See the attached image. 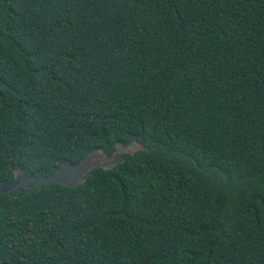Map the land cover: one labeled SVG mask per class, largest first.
<instances>
[{"label": "trees", "instance_id": "obj_1", "mask_svg": "<svg viewBox=\"0 0 264 264\" xmlns=\"http://www.w3.org/2000/svg\"><path fill=\"white\" fill-rule=\"evenodd\" d=\"M0 264H264V0H0Z\"/></svg>", "mask_w": 264, "mask_h": 264}, {"label": "water", "instance_id": "obj_2", "mask_svg": "<svg viewBox=\"0 0 264 264\" xmlns=\"http://www.w3.org/2000/svg\"><path fill=\"white\" fill-rule=\"evenodd\" d=\"M141 149L142 147L135 143H130L125 147L117 146L116 152L110 157H106L101 151H95L89 154L79 165L70 166L64 164L49 177H29L22 172H16L12 183L0 184V194L3 196H11L12 194L21 193L23 190H29L33 187L54 184L74 187L85 181V175L91 169H111L116 163L122 161L121 155H133Z\"/></svg>", "mask_w": 264, "mask_h": 264}, {"label": "rangeland", "instance_id": "obj_3", "mask_svg": "<svg viewBox=\"0 0 264 264\" xmlns=\"http://www.w3.org/2000/svg\"><path fill=\"white\" fill-rule=\"evenodd\" d=\"M88 163H90V161H88ZM91 164V163H90Z\"/></svg>", "mask_w": 264, "mask_h": 264}]
</instances>
